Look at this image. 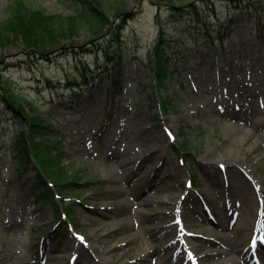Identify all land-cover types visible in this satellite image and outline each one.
<instances>
[{"label":"rangeland","instance_id":"obj_1","mask_svg":"<svg viewBox=\"0 0 264 264\" xmlns=\"http://www.w3.org/2000/svg\"><path fill=\"white\" fill-rule=\"evenodd\" d=\"M24 1L49 14L69 16L76 8L71 0ZM12 3L0 0V23ZM127 4V20L116 23L123 27L119 43L116 32L99 46L82 34L37 65L7 52L12 65L1 67L0 76L51 122L50 135L61 139L62 163L77 184L60 193L64 201L54 198L60 211L71 209L59 240L54 229L60 220L35 196L39 168L19 173L14 142L27 125L0 90V264L249 263L229 248L238 244L247 255L258 224L264 225V125H257L264 123V42L255 33L261 12L217 1L221 17L204 21L215 38L222 35L220 25L231 36L212 45L202 21L188 20V11L157 9L149 0ZM160 23L174 58L162 87L151 60ZM106 54L121 63L124 90L113 100ZM233 89L248 96L240 107L252 111L247 122L219 109L242 99L229 96ZM185 142L187 153L176 152L173 146ZM147 146L151 155L144 153ZM125 156L131 161L120 166ZM212 197L208 220L201 204ZM143 198L152 207L142 206ZM155 214L172 247L165 259L161 244V260L149 248ZM67 243L71 250H64ZM179 251L184 254L176 258Z\"/></svg>","mask_w":264,"mask_h":264},{"label":"trees","instance_id":"obj_2","mask_svg":"<svg viewBox=\"0 0 264 264\" xmlns=\"http://www.w3.org/2000/svg\"><path fill=\"white\" fill-rule=\"evenodd\" d=\"M76 4L72 15L49 14L45 9H36L24 0H13L8 9V18L0 23V68L11 66L8 62L12 56L7 54L12 49L18 58H23L31 65L42 61H51L59 55L66 44L73 45L82 34L98 46L105 42L113 32L115 41H121L122 26L117 21L125 19L128 14V0H71ZM157 9L166 5L172 11H188L196 21L203 15L216 17L215 3L224 0H149ZM231 9L253 10L261 12L255 30L264 42V7L261 0H227ZM178 3V6L176 4ZM185 8V9H184ZM160 12L155 19L159 23ZM233 22H231L232 24ZM225 30V31H224ZM224 33L217 41L224 42L231 35ZM207 31L206 33H208ZM209 35H211L209 33ZM207 36L212 45L213 36ZM170 43L164 38L163 27L160 23V34L154 49L152 71L159 87L164 86L170 77L174 58L170 54ZM106 63H111L107 75L111 78L114 88L121 85V63L106 54ZM0 90L3 91L2 101L19 109L25 120L27 130L20 132L14 143V159L22 174L30 166L36 164L39 168L36 178V195L48 203L60 215V209L54 201L55 194L63 192L75 184L67 170L61 164V153L57 137H50L51 122L43 118L40 110L32 102L16 96L7 79L0 76ZM23 102V105L21 104ZM162 105L166 101H161ZM169 104V103H168ZM14 109V108H12ZM187 144L176 145V152L186 153ZM69 211V209H67Z\"/></svg>","mask_w":264,"mask_h":264},{"label":"bare ground","instance_id":"obj_3","mask_svg":"<svg viewBox=\"0 0 264 264\" xmlns=\"http://www.w3.org/2000/svg\"><path fill=\"white\" fill-rule=\"evenodd\" d=\"M241 104L239 103L237 105V107H239ZM235 107L234 110H231L230 112V116L231 117H235L236 119L238 120H242V121H245L247 122V120L249 119V115L252 114V111H248L247 113L245 112H242L238 110V108ZM257 125L259 127H262L264 125V123L262 121H258L257 122ZM151 152H152V148L147 146L145 147V154H150L151 155ZM149 155V156H150ZM127 157V158H126ZM127 159H130L129 156H125V158L123 159L122 163L121 161L119 162V165L122 166L123 164H127V161H131V160H127ZM229 159L233 162L236 161V159H238V153L237 154H232L230 155ZM128 165V164H127ZM142 169V168H141ZM140 169V170H141ZM107 170L111 171V169L107 166ZM140 203L142 204V206H145V207H152V202H149L147 199H141L140 200ZM152 217V221L157 223L155 227L152 228V234L150 235V241H151V245H150V250H153V256L152 257H157L159 260H161L163 257L161 252H160V247H165L163 248V255L165 256V259L166 257L168 256V252L170 251V249L172 248L171 246H167L163 240V235H164V227H162L161 225V222H162V216L161 214H155L154 216H151ZM107 235H105L106 237ZM102 242L104 243L105 240L103 239ZM162 244V246H161ZM166 245V246H165ZM75 247V246H74ZM73 247L71 246V243H67L64 247V250H71ZM230 249L236 253L237 255H240L242 257H244L246 255V253L243 252V249L240 248V245L236 244V245H233L230 247ZM151 256V255H149ZM179 257V256H178Z\"/></svg>","mask_w":264,"mask_h":264}]
</instances>
